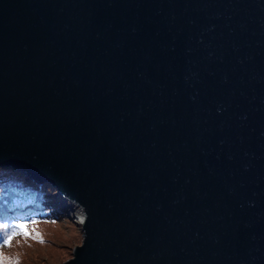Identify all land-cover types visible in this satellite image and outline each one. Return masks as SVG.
Wrapping results in <instances>:
<instances>
[{
  "label": "water",
  "instance_id": "1",
  "mask_svg": "<svg viewBox=\"0 0 264 264\" xmlns=\"http://www.w3.org/2000/svg\"><path fill=\"white\" fill-rule=\"evenodd\" d=\"M0 166L59 264H264V0H0Z\"/></svg>",
  "mask_w": 264,
  "mask_h": 264
},
{
  "label": "rangeland",
  "instance_id": "2",
  "mask_svg": "<svg viewBox=\"0 0 264 264\" xmlns=\"http://www.w3.org/2000/svg\"><path fill=\"white\" fill-rule=\"evenodd\" d=\"M10 187L15 188L17 197L29 200L36 212L12 219L15 222H30L38 218L27 227L29 231L34 229L46 242L14 235L10 244L0 243V255L5 258V264H12L13 260L16 264H59L68 259L72 247L81 241L73 203L60 198L50 185L33 182L17 169L0 166V192L8 188L6 193H10ZM5 221L7 218L0 224H5ZM1 230L4 235L10 231L9 228Z\"/></svg>",
  "mask_w": 264,
  "mask_h": 264
},
{
  "label": "trees",
  "instance_id": "3",
  "mask_svg": "<svg viewBox=\"0 0 264 264\" xmlns=\"http://www.w3.org/2000/svg\"><path fill=\"white\" fill-rule=\"evenodd\" d=\"M8 188H5V191L0 192V221H4V219L7 218L5 224H15L20 221L15 222L12 219L13 217H22L24 214H30V215L36 214L35 209L34 207H32L29 200H27L24 197H20V198L17 197L18 194L15 195L16 191L14 187H10V193H6L8 191ZM37 219L38 218L32 220L36 221ZM29 223L32 222L31 221L28 222L27 225ZM1 229L3 228H0V240H2L5 237Z\"/></svg>",
  "mask_w": 264,
  "mask_h": 264
},
{
  "label": "snow or ice",
  "instance_id": "4",
  "mask_svg": "<svg viewBox=\"0 0 264 264\" xmlns=\"http://www.w3.org/2000/svg\"><path fill=\"white\" fill-rule=\"evenodd\" d=\"M31 222L34 223L35 221H31ZM27 223L28 222L20 221L15 224H0V228L10 229V231L5 235V237L2 240H0V243H3L4 245H8L10 244L12 237L18 234L37 239L41 243L46 242L44 241L43 237L39 233L35 232L34 229L29 231L27 227ZM0 264H5V258L2 255H0ZM12 264H16V261L13 260Z\"/></svg>",
  "mask_w": 264,
  "mask_h": 264
},
{
  "label": "bare ground",
  "instance_id": "5",
  "mask_svg": "<svg viewBox=\"0 0 264 264\" xmlns=\"http://www.w3.org/2000/svg\"><path fill=\"white\" fill-rule=\"evenodd\" d=\"M73 211L76 212L77 216H75L77 223L81 224L82 223V219H83V213L81 212V209L78 205L73 203Z\"/></svg>",
  "mask_w": 264,
  "mask_h": 264
}]
</instances>
